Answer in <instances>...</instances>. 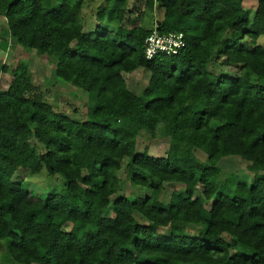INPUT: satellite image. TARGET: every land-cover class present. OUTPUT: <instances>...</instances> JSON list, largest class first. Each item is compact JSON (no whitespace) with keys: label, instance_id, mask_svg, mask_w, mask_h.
<instances>
[{"label":"trees","instance_id":"1","mask_svg":"<svg viewBox=\"0 0 264 264\" xmlns=\"http://www.w3.org/2000/svg\"><path fill=\"white\" fill-rule=\"evenodd\" d=\"M143 1L163 8L154 27L128 26L117 5L110 31L86 29L82 0H0L11 40L52 57L54 76L87 94L83 120L47 106L21 60L0 85V264H264V174L231 186L218 164L264 166V85L251 80H264V0L251 19L243 0ZM153 28L182 32L184 49L146 58ZM215 50L237 75L208 68ZM138 68L149 72L141 94L124 77ZM168 122L165 155L136 149L141 130L154 139ZM122 164L148 194L120 192ZM19 167L60 174L63 192L32 195L13 179ZM167 183L181 188L163 202Z\"/></svg>","mask_w":264,"mask_h":264},{"label":"rangeland","instance_id":"2","mask_svg":"<svg viewBox=\"0 0 264 264\" xmlns=\"http://www.w3.org/2000/svg\"><path fill=\"white\" fill-rule=\"evenodd\" d=\"M83 9L81 13V19L83 23H86V29H92L95 24L100 23L106 29L112 31L115 29L113 24V16L117 5H122L129 10L131 18L128 20L127 25H140L146 28L154 27L158 20L162 18L163 8L159 3H155L152 8L146 7L143 0H82ZM257 0H243V6L247 10V17L252 18L254 9L256 7ZM99 5L105 6V13L103 14V20L99 21L97 16V8ZM257 44L264 49V34L260 35L257 39ZM23 61L27 64L28 75L32 83L37 86L43 95V102L47 106L63 111L71 115L72 117L83 120L86 116V97L87 94L81 89L71 86L65 83L60 78H56L53 74L54 61L52 57H48L43 54H39L34 49H28L18 43L11 40L7 33V28L4 22V18L0 16V66L5 64L7 71L0 73V85L6 87L11 80V70L14 65L19 61ZM208 68L218 75L235 76L239 73V67L235 65H227L223 63V54L221 50H215L214 59L208 64ZM149 72L143 68H138L131 73L124 74V77L130 87V89L141 94L142 90L147 82ZM251 80L254 83L264 85V80L258 78L255 75L251 76ZM263 126V125H262ZM173 129L171 123H166L164 135L157 136V138H150L147 132L141 130L137 141L139 142V149L144 145L148 146V151L153 156L165 155L169 145V135ZM31 143L35 148L41 150L40 146H37L34 140ZM201 151L203 150L200 148ZM200 151V156L203 159L204 152ZM222 168L221 179L229 177L228 184L234 185L237 180H243L250 183L255 176L264 174V166L255 165L250 161L241 159L237 155L226 156L218 162ZM89 165V161H87ZM121 171L122 178L120 192L124 194H132L137 196H143L148 194V190L140 187H133L127 182L125 171ZM13 179L15 182H19L25 187L32 195L36 197H45L48 193H61L64 189V179L60 174L49 175L45 168H42L40 172L35 174H29L27 169L21 167L17 168L13 173ZM181 185L165 184L163 191L160 195V201L167 202L171 194L179 193ZM200 188V187H198ZM197 193V192H196ZM127 195L129 198L134 196ZM136 219L139 218L136 213ZM143 222V221H142ZM172 229L170 227L159 228L160 235L169 234ZM187 231L194 233V229L188 227ZM0 249L1 245H0ZM244 253H250V250L239 246ZM1 259V257H0Z\"/></svg>","mask_w":264,"mask_h":264},{"label":"built area","instance_id":"3","mask_svg":"<svg viewBox=\"0 0 264 264\" xmlns=\"http://www.w3.org/2000/svg\"><path fill=\"white\" fill-rule=\"evenodd\" d=\"M185 39L182 32L161 33L156 28L145 37L143 51L146 58L156 55H175L185 47Z\"/></svg>","mask_w":264,"mask_h":264}]
</instances>
